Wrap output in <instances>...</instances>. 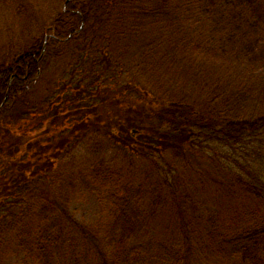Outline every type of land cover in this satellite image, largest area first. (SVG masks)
<instances>
[{
  "label": "trees",
  "instance_id": "obj_1",
  "mask_svg": "<svg viewBox=\"0 0 264 264\" xmlns=\"http://www.w3.org/2000/svg\"><path fill=\"white\" fill-rule=\"evenodd\" d=\"M115 18L123 20L124 27L133 32H148L150 28L166 32V42L161 37L151 48V63L156 66V55L167 58L164 63L179 70L176 73L192 74V84L197 82L203 93L205 89L200 87L210 92L205 94L210 104H200L202 111L195 110L198 105L188 99L172 102L158 98L167 100V105L163 102L160 112L154 110L144 116L146 120H158V128L174 127V139L183 136L184 142L205 152V146L216 143L223 151L239 148L237 156L244 150L238 160L221 162L215 150L208 160L220 169L229 190L248 194L256 206L250 208L248 220L228 231L222 227L218 213L212 212L206 217L205 230L213 238L218 256L240 264H264V96L249 92L256 90L252 84L264 76L262 0H66L61 14L46 29L45 38L15 54L12 60L6 59L2 67L0 137L8 128L12 132L15 129L16 125L6 126L5 116L18 108L29 116L19 125L20 131L28 128L26 134L36 135L46 130L47 122L38 111L40 102L29 109L26 103L28 98L32 103L34 88L51 53L62 52L68 44L74 47L69 50L74 65H79L74 66L70 81L90 94L102 90L112 93L121 87L111 81L118 68L115 63L121 59L120 48L112 45L110 33ZM127 81L125 88L132 90L133 96L153 98L150 94L156 89L138 85L131 77ZM50 92L46 90L41 98L46 105H51ZM64 97L59 99L62 104L69 102L70 97ZM128 121L131 125L138 120L131 116ZM137 123L142 127L140 132L157 131L145 127L144 122ZM135 133L133 130L127 136L134 138ZM166 136L172 141L170 133ZM235 166L239 171H234ZM77 181L79 194L98 196L108 205V220L96 225L81 223L55 203L41 206L35 215L45 221L44 225L34 238L23 239L21 244L31 264H92L74 236L76 231L102 233L105 264H177L182 260L171 246L155 238L143 239L147 227L144 189L121 170L110 165L87 168L78 173ZM25 264L30 263L25 260Z\"/></svg>",
  "mask_w": 264,
  "mask_h": 264
},
{
  "label": "rangeland",
  "instance_id": "obj_2",
  "mask_svg": "<svg viewBox=\"0 0 264 264\" xmlns=\"http://www.w3.org/2000/svg\"><path fill=\"white\" fill-rule=\"evenodd\" d=\"M65 1L0 0V73L6 59L12 60L15 54L45 38L46 29L61 14ZM123 22L115 18L110 32L112 45L119 47L121 53V59L115 63L116 78L111 81L121 87L112 93L102 90L87 94L78 83L70 81L75 62L69 54L74 47L68 44L62 52L51 53L34 88V99L31 103L28 98L26 103L29 109L31 104L40 102L38 111L47 122L46 130L28 135V128L23 132L19 127L29 117L27 112L20 108L7 111L6 126L17 128L13 132L8 128L0 137V264H25V260L32 263L27 251L21 250L22 240L37 235L45 221L35 213L49 202L66 209L81 223L96 225L107 221L108 205L98 196L82 195L77 190L81 170L103 165L118 168L144 189L145 241L155 238L174 248L182 256L177 264H240L216 254L214 240L205 230V220L217 212L222 227L228 231L250 218V208L256 206L252 197L229 190L227 179L208 160V155L215 151L221 162L238 160L244 150L237 156L235 151L239 148L223 151L216 143L205 146V152L184 142L183 136L174 139V127L161 129L157 127L158 120L145 119L150 111L160 112L167 101L160 100L163 98L172 102L188 99L198 105L195 110L202 111L200 104H210L205 98L210 92L200 87L205 89L203 93L197 82L193 85L195 77L191 73H176L179 70L164 63L167 58L156 55L157 64H152L151 48L161 37L166 42V32L159 28L133 32ZM181 69L185 71L182 66ZM130 77L138 85L156 89L150 94L153 98L133 96V91L125 88ZM251 87L256 89L249 91L251 94L264 96V76ZM46 90L51 91V105L41 99ZM260 93L263 95L259 96ZM60 94L62 98L70 97L69 102L60 103ZM86 98L89 100L84 102ZM131 116L157 131L140 132L142 127L137 122L129 125ZM133 130L134 138H129L127 133ZM167 133L172 141L167 140ZM234 169L239 171L236 166ZM74 236L92 264H105L107 251L102 233L76 231Z\"/></svg>",
  "mask_w": 264,
  "mask_h": 264
}]
</instances>
